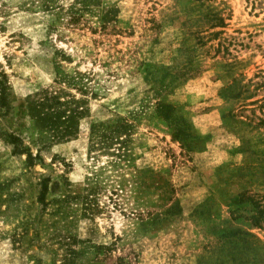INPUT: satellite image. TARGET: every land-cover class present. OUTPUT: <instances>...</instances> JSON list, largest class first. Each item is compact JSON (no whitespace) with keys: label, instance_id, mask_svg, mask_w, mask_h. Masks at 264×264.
Masks as SVG:
<instances>
[{"label":"rangeland","instance_id":"obj_1","mask_svg":"<svg viewBox=\"0 0 264 264\" xmlns=\"http://www.w3.org/2000/svg\"><path fill=\"white\" fill-rule=\"evenodd\" d=\"M79 1L0 0L9 87L0 118V264H58L64 237L78 241V264H264V208L251 203L264 204V144L244 125L250 107L232 98L264 96L255 87L264 81V0ZM108 9L113 21L102 29ZM206 11L225 27L195 22ZM59 89L85 110L79 133L39 141L27 98ZM157 103L173 108L170 119ZM122 119L132 127V161L88 154V125ZM9 133L39 155L33 166L12 153ZM250 162L259 169L242 172ZM141 168L153 176H139ZM99 245L109 250L94 255Z\"/></svg>","mask_w":264,"mask_h":264},{"label":"trees","instance_id":"obj_2","mask_svg":"<svg viewBox=\"0 0 264 264\" xmlns=\"http://www.w3.org/2000/svg\"><path fill=\"white\" fill-rule=\"evenodd\" d=\"M193 1L198 3L210 0ZM79 2H81L84 8L87 6L86 0H81ZM251 2L253 6H259L261 4L260 2H257V0H251ZM199 19L206 24L208 31H212L216 28L222 29L225 27V18H222L218 12L206 11V13L201 15L200 18H197L195 22L198 23ZM111 21H113V12L111 10L108 9L101 13L100 26L102 29H105ZM220 34V31L209 32L207 34V37L213 39L215 37H218ZM199 36L197 37V42L201 41L202 39ZM221 44L222 42H217L216 53H218L219 49L221 48ZM255 87H264V81L262 77L260 82ZM245 92V86L242 85L241 93ZM237 94H235L232 98H239L241 100L242 104H240L239 107L241 109L245 107H250V109H248V111L250 112L249 118L243 117L245 121L244 125L249 126L250 129L253 130V132L257 135L260 144H264V96L246 103L245 101L251 99V97H253L254 95L242 94L243 97H239ZM8 97L9 87L7 84L6 75L0 67V118L5 116L8 112ZM64 97V92L59 89L52 93L43 91L37 94H33L32 97L27 98L26 110L34 118L39 131L42 132V136L39 141L44 140L50 142H60L68 140L70 138H74L78 135L79 120L85 116V110H83L80 106H75V104H78V102L73 100V97H67V99H65ZM162 109H164L165 112L164 114H159V117L165 121L167 119H170L169 114L171 113L173 108L166 104L157 103L155 107V112L160 113ZM254 111L258 113L259 117H256L254 115ZM225 116L221 115V118L223 119V117ZM175 124H177V127L175 128V133L183 136V129H185V123L181 118H178V120L175 121ZM131 129V124L128 123L125 119L116 121L114 123L99 122L96 124H89L86 132L87 153L93 154L94 156L111 157L112 159H117L118 162L124 161V158L127 157L125 163H130L132 159L130 157V153H128L125 147L128 143V139L130 138ZM3 140L7 142V144L11 145L12 153L24 155L27 166H33L34 162L39 160L38 154L32 155L29 150L22 145L21 138L18 135H13L11 133L3 134ZM247 167L250 170L259 169V166L255 162H250L249 166H242V172H245L247 170ZM135 170L139 174V176H153L151 171L147 168ZM47 185L48 180L46 179H41L37 184L38 193L36 197V202L40 206L44 205V198L47 192ZM83 200L85 205L87 206L85 210H90V200H88V198L86 197H84ZM252 201L255 208H264V204H261L260 199H258L257 197L256 199L251 200V203ZM153 221H155V217H152L151 219L149 218V220L147 222H144L143 225H148ZM76 241L77 240L70 239L69 237L60 238L58 240L57 245H59L64 252L58 264H78L79 254L82 249L76 250L73 248L72 245L76 243ZM84 248L87 250L91 247L85 246ZM91 250H93V253L95 255L99 252H102L103 250L107 252L109 248L99 245L92 246Z\"/></svg>","mask_w":264,"mask_h":264}]
</instances>
